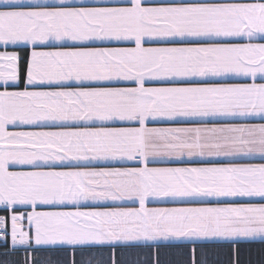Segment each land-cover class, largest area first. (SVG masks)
<instances>
[{"label":"snow or ice","instance_id":"6c2138e0","mask_svg":"<svg viewBox=\"0 0 264 264\" xmlns=\"http://www.w3.org/2000/svg\"><path fill=\"white\" fill-rule=\"evenodd\" d=\"M0 5V45L17 46L0 52V205L13 246L61 257L4 264H264V203L239 202L264 199V163L235 162L264 157V124L217 122L264 117V0ZM231 76L253 82H212Z\"/></svg>","mask_w":264,"mask_h":264},{"label":"crops","instance_id":"0c3cea01","mask_svg":"<svg viewBox=\"0 0 264 264\" xmlns=\"http://www.w3.org/2000/svg\"><path fill=\"white\" fill-rule=\"evenodd\" d=\"M43 2V0H41ZM49 2H52V0H49ZM81 0H73V3L76 5H79ZM130 0H84V3H86L88 6H96V5H109V6H115L120 5L124 3H128ZM178 2H199V0H146V3L150 4H158V3H178ZM3 5H0L2 7ZM234 43H248L249 41L247 38H239ZM253 43H264V37L256 38L252 41ZM55 46V45H53ZM96 46H112V47H131L134 46L130 42H97ZM146 46H162L161 44H157L155 42H149ZM17 50V46L9 45L7 47L0 45V52L3 51H14ZM216 83H229V84H251L253 81L250 77H227L218 79L216 81H212ZM257 84L264 83V77L257 76L256 81ZM171 82H163V81H150L147 83L146 86L149 87H162V86H170ZM113 86H119V87H134L135 85L131 82H115ZM0 90H3V87L0 86ZM12 90V89H9ZM220 123H237V124H249V125H259L264 124V117L261 116H250L245 118H230L227 120H221L217 121ZM180 123L182 122H171V121H154L149 126L150 127H171V126H180ZM10 131H18V130H30L27 128H14L10 127ZM222 162H228V161H222ZM240 163H264V157L259 156V154L242 158L238 161ZM103 163V162H101ZM109 165L113 166H140L139 164H136L134 162H126V161H120V162H107ZM193 163H197V161H166V160H160V161H154L152 165L150 166H185L190 165ZM18 170V169H13ZM239 202L241 203H264V199L260 198H242ZM185 202H179V201H153L150 203V207H173V206H183ZM127 206H137L138 204H131L128 203ZM19 211H30V209H25L23 206H17ZM8 210L9 215L6 218L7 219V227L10 231V236L8 238V241L10 242L11 246L15 249L18 248H29L28 246H13L11 243V216L14 214L13 209L7 208L6 206L0 205V210ZM223 246H229L225 243H215V244H207L202 245V247H223ZM34 247V246H33ZM188 246L185 245L183 248H174L175 251H185L187 250ZM171 250V249H170Z\"/></svg>","mask_w":264,"mask_h":264},{"label":"trees","instance_id":"16d2710c","mask_svg":"<svg viewBox=\"0 0 264 264\" xmlns=\"http://www.w3.org/2000/svg\"><path fill=\"white\" fill-rule=\"evenodd\" d=\"M9 211L8 210H0V216L8 217ZM262 244L261 242H253V243H244L241 245L242 249H253V250H259L261 248ZM230 246H223V247H202L199 248L198 251L203 250L205 252H227ZM162 252L168 251L172 253L173 259H187V253L188 248L185 251H175L173 249H162ZM178 253H182V255H177ZM26 255H34L37 259L45 258L48 256H52L53 259L61 258L57 254H53L49 251L40 250L35 253H33L32 247L29 248H18L15 249L11 246L10 242L7 241L4 243H0V264H4V262H16V261H23L24 257ZM224 258V257H221Z\"/></svg>","mask_w":264,"mask_h":264},{"label":"built area","instance_id":"2783aa9c","mask_svg":"<svg viewBox=\"0 0 264 264\" xmlns=\"http://www.w3.org/2000/svg\"><path fill=\"white\" fill-rule=\"evenodd\" d=\"M6 229H8V228H5L4 230H0V241L2 243H4L10 236L9 229H8L9 232Z\"/></svg>","mask_w":264,"mask_h":264},{"label":"rangeland","instance_id":"374dc122","mask_svg":"<svg viewBox=\"0 0 264 264\" xmlns=\"http://www.w3.org/2000/svg\"><path fill=\"white\" fill-rule=\"evenodd\" d=\"M6 228H8V227L6 226ZM6 230L8 231V229H6ZM8 232H9V231H8ZM6 241H7V240H6ZM6 241H5V242H6ZM0 243H2V242L0 241Z\"/></svg>","mask_w":264,"mask_h":264}]
</instances>
